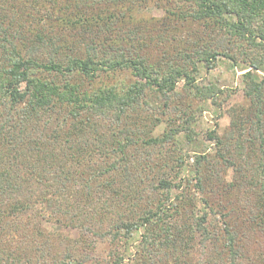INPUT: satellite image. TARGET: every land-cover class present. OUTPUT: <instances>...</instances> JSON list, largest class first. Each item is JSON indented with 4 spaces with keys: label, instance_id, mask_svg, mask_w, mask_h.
Listing matches in <instances>:
<instances>
[{
    "label": "trees",
    "instance_id": "obj_1",
    "mask_svg": "<svg viewBox=\"0 0 264 264\" xmlns=\"http://www.w3.org/2000/svg\"><path fill=\"white\" fill-rule=\"evenodd\" d=\"M84 1L92 6L90 0ZM105 1L118 5L128 0ZM183 1L192 9L169 10L163 23L167 24L170 13L180 22H202L204 30L200 36L181 41L175 47L177 53L166 63L125 53V45H133L122 42L123 37H102L100 47L94 46L84 56L76 50L67 53V39L56 45L57 38L44 37V31L15 23L21 10L10 17L8 9L0 7V264H85L77 257L83 248L75 247L89 240V234L95 236L89 241L92 248L106 236L129 238L141 226L146 229L145 240L130 257L135 261L129 264H169V259L177 263L180 256L174 255L178 249L185 252L183 247L187 245L186 226L177 225L174 230L171 219L166 218L170 207L150 198L149 191H168L177 186L168 176L176 169L173 155L161 148L180 130L158 136L147 134L152 125L145 118V113L149 114L147 95L152 92L170 102L179 81L194 83L198 63L212 65L219 55L239 62L237 45L240 54L248 53L245 47L256 52V58L251 56L246 62V68L251 69L243 74L244 97L249 103L243 111L247 114L237 115L232 130L225 135L211 130L209 137H218L219 154L225 165L237 172L227 189L237 184L244 187L248 206L223 210L222 223L212 207L213 217L206 212L188 228L191 237L195 232L200 234L198 246L194 244L201 253L198 264H264V249L255 253L248 250L249 239L258 229L264 230V77L259 80L252 72L264 65V0ZM98 3L102 0H92V4ZM72 13L64 21L75 27L90 21L88 15L95 17V13L86 11ZM104 20L112 21L107 17ZM31 34L36 40L28 44L26 38ZM49 42L52 47L47 50ZM118 67L132 68L136 77L125 92L115 86L96 93L82 91L73 80L75 76L91 80L100 71ZM45 73L61 75L65 81L61 84ZM197 89L203 99H215V103L223 92L212 83ZM94 118L109 122L114 118L116 126L123 127L118 130L119 137L113 128L110 135L100 134ZM186 130L193 131L191 127ZM92 158L95 164L101 160L97 170L89 161ZM177 161L182 167L184 156ZM208 161L204 154L196 157V184L203 190L204 182L215 179L214 175L220 181L224 179L219 172L213 174L207 169ZM91 166L95 171L84 176ZM107 190L106 198L117 200L115 206L121 208L126 203L133 208L128 215H119L120 220L109 230H95L91 212L82 211L96 200V194L102 197ZM184 208H174L169 217L181 214ZM49 223L76 227L83 235L79 240L66 236L63 240L62 234L46 226ZM66 243L70 248L60 252ZM125 258L117 254L113 264H124Z\"/></svg>",
    "mask_w": 264,
    "mask_h": 264
},
{
    "label": "rangeland",
    "instance_id": "obj_2",
    "mask_svg": "<svg viewBox=\"0 0 264 264\" xmlns=\"http://www.w3.org/2000/svg\"><path fill=\"white\" fill-rule=\"evenodd\" d=\"M90 3L91 7L84 0H0V7L7 8L10 17L17 9L21 10V13L16 12L19 17L16 18L15 23L21 22L26 25V28L31 26L44 31V37L57 38L56 45L60 44L59 40L67 39V47L70 48L66 50L67 53H73L76 50L83 56L93 51L94 46L95 48L100 47L102 37H123L122 42L133 45H125V53L145 56L151 62L166 63L177 53L175 47L180 46L181 41L193 39L196 35L200 36L201 31L204 30L202 22L197 23L190 20L180 22L181 20L175 14L171 15L170 13L167 24L163 23L169 10H173V13H175L181 8L188 11L192 9L190 3L183 0H128L126 4L119 1L118 5L106 3L105 0H102L101 4H92V0H90ZM101 10L102 12H100ZM72 11L95 13V17L91 19V16L88 15L90 21L84 26L75 27L64 21L69 15H73ZM105 17L112 19V21L104 20ZM117 18V22H113ZM27 36L26 41L28 44L36 40L35 34ZM220 39L221 37L218 40ZM46 47L47 50L50 49L52 47L51 43L49 42ZM237 47L239 51L236 53L239 62H234L226 56L219 55L212 65H206L204 62L198 63V71L194 73L196 79L192 83L193 86L192 84L188 85L185 79L179 81L170 102L157 98L152 92L147 95L149 108L146 110L149 114L145 113V110L143 112L145 116L148 115V117H145L147 124L150 120L152 123L147 134L158 136L168 134L172 129L180 130L161 148L164 152L168 150V155H173L176 169L172 173L168 172V176L173 183H177V186L168 191L161 190L156 193L153 190L149 191L151 192L150 198L155 197L156 200H162L167 209L170 207L166 218L171 219V223H173L171 227H174V230H176L175 226L177 225L186 226L183 231L187 238V245L182 246L185 252L178 249L174 256H180L177 259L179 261L176 263L175 259H169V264H198L201 253L200 250H195L194 244L200 239V234L195 232L191 237L192 231L189 230L190 227L188 228V225L193 224L198 217L203 216L206 212H210V216L213 217L214 211H211V208L214 207L216 218L222 223L223 210L229 211L234 206L237 208L248 206L247 193L244 187H238L237 184L232 190H229L230 187L227 189L229 183L234 181L237 172L234 167H227L223 157L219 154L218 137L215 139L209 137L211 130H216L220 136L225 135L227 131L232 130V121L235 117L237 118V115L241 112L244 115L247 114L243 111V108L249 105L247 98L244 97L246 82L243 74L251 69L246 68V62H249L251 56L256 58V52L254 53L251 51L253 49L250 50L245 47L248 53L240 54L241 50L238 45ZM252 72L260 80L264 77V65L261 69H252ZM44 75L54 77L61 84L65 81L61 75L55 76L46 73ZM73 80L80 84L82 91L87 90L96 93L101 88L115 86L116 89L125 92L127 88L135 83L136 77L132 68L118 67L111 71H100L98 76L91 80L83 76H75ZM210 83L223 90V92H219L216 103L214 102L215 99H203L197 89ZM165 102H167V105L164 104ZM233 108L236 109L233 111ZM237 112L239 113L237 114ZM94 119L98 120L97 118ZM116 125L114 118L113 122L98 120L99 133L107 135L108 132L110 135L113 128V132L119 137L118 130L123 127H117ZM189 127L193 129L192 132L186 130ZM123 136L125 135L122 134ZM203 154L208 156L209 159L206 163L207 169H211L213 174L219 172L218 175H222L224 178L220 181L214 175L215 179L211 177V180L204 182V190L200 188L201 186L197 187V172L195 170L197 168L196 157ZM179 156H184L182 167L178 166ZM153 157L155 158L156 155ZM89 161H93L92 166L95 169L101 164V160L95 164L94 158L89 159ZM92 166L88 171L89 173H85L84 176H88L92 171H95L92 170ZM178 168L180 171H178ZM115 183L119 182L115 180ZM53 188L51 187V189ZM108 192L109 190L102 193V197L96 194V200L90 202L82 211L83 213L91 212V220L94 221L93 228L95 230L100 228L109 230L117 220H120L119 215L121 217H123L122 214L128 215V212L133 208L126 203L118 208L114 203L117 200L111 201L112 199L106 198ZM183 193H189L191 196L182 197ZM253 198L254 195L251 194V199ZM182 205L186 208L182 209L181 214L169 217L172 211L181 208ZM126 215H124V218H126ZM46 226L50 230L62 234L61 238L63 240L65 236L72 240H79L83 235V232L81 233L78 228L62 223L52 225L49 223ZM144 232H146V229L141 226L129 238L116 240L106 236V239L98 240L96 246L92 248L89 246V241L95 236L89 234V240H82L75 247V249L83 248V250L79 249L80 255L78 253L77 257L83 259L85 264H113L117 254H124L126 258L123 263L129 264L135 261L131 260L130 257L139 248V243L145 240ZM249 241L251 243L248 249L249 252L255 253V250L264 249V230L258 229ZM67 246H71L70 243L61 246L60 252H66ZM146 260L147 257L142 259L141 262L144 263ZM68 264L77 263L71 261Z\"/></svg>",
    "mask_w": 264,
    "mask_h": 264
}]
</instances>
